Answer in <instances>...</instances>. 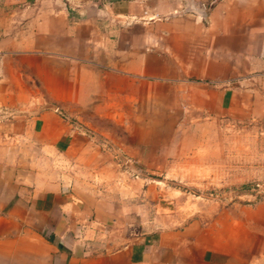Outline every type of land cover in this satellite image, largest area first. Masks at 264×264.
Instances as JSON below:
<instances>
[{"label": "crops", "instance_id": "obj_1", "mask_svg": "<svg viewBox=\"0 0 264 264\" xmlns=\"http://www.w3.org/2000/svg\"><path fill=\"white\" fill-rule=\"evenodd\" d=\"M212 1L0 0V264L228 262L189 228L141 227L146 199L121 195L76 107L131 112L162 82L179 112L264 113V0Z\"/></svg>", "mask_w": 264, "mask_h": 264}, {"label": "rangeland", "instance_id": "obj_2", "mask_svg": "<svg viewBox=\"0 0 264 264\" xmlns=\"http://www.w3.org/2000/svg\"><path fill=\"white\" fill-rule=\"evenodd\" d=\"M129 21L122 18L116 26L127 30ZM154 36L160 52L161 36ZM155 87L152 105L137 101L131 112L76 106L100 151L113 163L118 153L133 160L137 176L117 167L121 195L137 206L146 199L142 215L148 219L150 213L153 222L141 227L189 228L201 245L224 247L226 264H264V113L179 112L172 91L162 82ZM253 102L257 112L261 97L249 98ZM136 180L149 187L146 197Z\"/></svg>", "mask_w": 264, "mask_h": 264}, {"label": "built area", "instance_id": "obj_3", "mask_svg": "<svg viewBox=\"0 0 264 264\" xmlns=\"http://www.w3.org/2000/svg\"><path fill=\"white\" fill-rule=\"evenodd\" d=\"M215 2V0H213L212 2H210L208 4V6H206L207 8H209L211 5H213ZM205 6H202L203 9L205 10L206 7ZM264 78V76H263ZM50 109L55 112L56 114H58L64 121H68L69 123H73L71 122V120L66 116V114L60 110L58 107L56 106H51ZM80 128V131H82V133L84 135H88V136H91L90 133L86 128H83V127H79ZM114 161H115V164L118 166V167H123L125 169H129L130 172H132L133 176H137L138 175V171H136L135 169H131L133 166H134V162L131 158H128L127 156H123L122 154L118 153V154H115L114 156Z\"/></svg>", "mask_w": 264, "mask_h": 264}]
</instances>
